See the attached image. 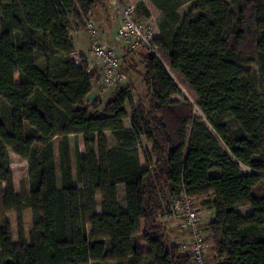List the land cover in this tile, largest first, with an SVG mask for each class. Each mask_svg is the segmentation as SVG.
Segmentation results:
<instances>
[{
    "label": "trees",
    "instance_id": "trees-1",
    "mask_svg": "<svg viewBox=\"0 0 264 264\" xmlns=\"http://www.w3.org/2000/svg\"><path fill=\"white\" fill-rule=\"evenodd\" d=\"M102 1L0 0V195L3 211L17 214L19 239L15 244L9 222L0 226V264H192L161 221L169 199L182 191L205 198L214 212L208 229L219 264H264V104L257 96L264 84V0H151L163 14L156 42L193 101L172 100L179 84L142 48L126 57L140 54L148 100L135 104L131 87L120 88L91 111L87 97L100 74L69 57L71 25L79 2L92 12ZM37 52L46 67L37 64ZM72 135L85 147L81 187ZM143 136L156 157L146 155V165ZM10 150L29 164L27 204L12 178ZM25 205L33 216L29 237Z\"/></svg>",
    "mask_w": 264,
    "mask_h": 264
},
{
    "label": "rangeland",
    "instance_id": "rangeland-1",
    "mask_svg": "<svg viewBox=\"0 0 264 264\" xmlns=\"http://www.w3.org/2000/svg\"><path fill=\"white\" fill-rule=\"evenodd\" d=\"M124 3H130L134 4L136 6V12L138 15V18L141 20L149 21L153 26L159 28V24L163 18V14L161 10L150 0H121ZM231 2L232 0H228ZM78 2V1H77ZM147 4H149L151 9L147 7ZM106 4V5H105ZM101 9L103 14L105 16L107 15V18H103L104 21V29L105 27L108 28L110 31L108 33H104L103 29L98 27V40L105 41L107 39H110L113 35V32L115 31L118 22L114 18L112 12V4L109 0H103L101 2ZM104 7L106 8L104 10ZM192 8V3L188 2L181 6L179 12L184 18L188 12ZM146 9L149 11V15L146 14ZM1 10V5H0ZM78 17H75L72 19V25H71V37L74 35L75 31L81 30L84 31V35L90 36L91 43H86L85 45H82L81 47L77 48L74 46V51L70 54V58L75 61L80 66L83 64H86L87 66H95V60L91 59V49L94 44V40L96 37L91 32L92 30L89 28L88 20L90 19V11H87L86 8H84L83 4L81 2L78 3ZM0 35H1V24H0ZM159 38L160 33L157 34ZM73 41V38H72ZM137 54V55H136ZM134 54L133 60L130 57L128 58L126 62L122 65V70L127 74V79L124 83L121 85L113 84L106 89L100 88V81L94 84L92 87V90L87 97V104L91 111H94L96 109H103L104 105L106 104L108 98L114 94V92L120 88H127L131 87L133 92V99L135 104H137L140 100L147 101L148 100V85L143 81L141 73L143 71V66L141 64V58L140 54L136 53ZM159 55L160 60L164 62L166 67L171 72L172 76L176 80V82L179 84L181 92L177 93L172 96V100L175 101H184L185 98H188L189 100L193 101V95L192 92H190L187 84L185 81L181 78V76L170 69V67L167 64L164 51L159 49ZM139 56V57H138ZM35 60L37 64L40 66L46 67L47 66V59L44 56L43 53L37 52L35 54ZM78 61V62H77ZM135 64V65H134ZM134 65V66H132ZM96 67V66H95ZM255 68V67H253ZM101 78V76H100ZM260 100L264 104V84L259 87L258 95ZM127 112L128 117L125 119L126 126L131 125V105L127 104ZM196 118L200 117L203 118V114L200 112L198 108L195 109ZM192 124V123H191ZM191 126V125H190ZM105 136L109 141V145L111 147L115 146L117 144L116 139L112 136L111 132H105ZM61 140L62 137L58 136L56 138V158L58 163V180L59 184H62V167H61V154H60V147H61ZM71 140V148H72V164H73V173H74V182L76 186L81 187L82 182L79 175V170L81 167L80 164V157L85 156V147L82 143H79V140L76 136L72 135L70 137ZM142 162L143 165H146V155L150 154L152 144L146 139V137L143 136L142 138ZM151 155V154H150ZM152 159L155 160L156 157L154 155H151ZM28 161L26 159L21 158L17 153H15L13 150H10L9 152V168L12 172V178L15 183V187L18 191L22 192V194L25 196V201L27 203L28 197H29V190H30V178H29V170H28ZM242 170L249 171L248 167L245 165H242ZM7 187V184L4 182L2 183V189L5 190ZM119 197L120 202L123 206L126 205V199H125V185L120 184L119 185ZM2 197L0 195V226L5 227V222H9V224L12 227V234L15 238H18V223H17V214L15 212H4L2 208L1 200ZM170 202V199L168 203ZM194 206L201 212V214L205 215V230H206V237H207V248L205 253V260L206 264H219L220 260L217 256V253L215 251L214 242L212 239V235L209 232L208 226L210 222L212 221L214 214L213 212L210 213L212 210L209 208V205L205 198H199L194 199ZM99 210L101 211V195H99ZM31 212V213H30ZM239 212L242 214H247L251 212V207H240ZM29 213V214H28ZM161 221L167 225L169 228V231L172 235V237L175 239V241L178 242L184 241L188 238V232L183 230L177 221V218L174 215H171L169 213L164 214L161 218ZM24 222H25V228L27 229L29 225L33 224V216L31 208L26 207L24 209ZM27 222V223H26ZM31 222V223H30ZM1 263V258H0Z\"/></svg>",
    "mask_w": 264,
    "mask_h": 264
},
{
    "label": "built area",
    "instance_id": "built-area-1",
    "mask_svg": "<svg viewBox=\"0 0 264 264\" xmlns=\"http://www.w3.org/2000/svg\"><path fill=\"white\" fill-rule=\"evenodd\" d=\"M109 1L112 4L111 13L118 22L110 39L99 41L96 19L91 16L88 20L89 28L96 37L90 58L95 60V66L99 70L102 89L113 84L121 85L126 81L127 74L122 70V65L128 53L145 48L160 58V47L156 42L157 34L160 33L159 28L149 21L139 19L134 4L121 0ZM95 66H87V70L92 71ZM169 214L174 215L178 225L188 232V238L184 241L178 240V244L182 250L190 252L192 264H206L207 237L204 223L206 218L194 206V199L186 191H182L171 199Z\"/></svg>",
    "mask_w": 264,
    "mask_h": 264
},
{
    "label": "crops",
    "instance_id": "crops-1",
    "mask_svg": "<svg viewBox=\"0 0 264 264\" xmlns=\"http://www.w3.org/2000/svg\"><path fill=\"white\" fill-rule=\"evenodd\" d=\"M151 1V0H150ZM152 2V1H151ZM153 3V2H152ZM106 5V4H105ZM146 5H147V7L149 8V9H151L150 7V5L149 4H147L146 3ZM101 6H97L94 10H92V12L90 13V15L91 16H93L95 19H96V21H97V25H98V27H100L101 29H103V32L104 33H108L110 30L108 29V28H106L105 27V29H104V21L105 20H103V18H107V15L105 16V14H103V12H102V9L100 8ZM106 8L104 7V10H105ZM111 13V12H110ZM83 33H85L84 31H81V30H78V31H75V33H74V35L72 36V38H73V44H74V46L75 47H77V48H79V47H81L82 45H85L86 43H91V41H90V36L88 35H84ZM137 55V54H136ZM139 57V56H138ZM96 83L97 82H94L93 83V85L95 84L96 85ZM93 85H92V87H93ZM100 87V86H99ZM99 109V108H98ZM125 123V122H124ZM125 126H126V123H125ZM127 128H130L131 127V125L130 126H126ZM26 203V202H25ZM27 204V203H26ZM26 207H28L27 205H25V209H26ZM30 208V207H29ZM238 211H239V208L237 209ZM31 213V212H30ZM29 214V213H28ZM27 223V222H26ZM31 223V222H30ZM32 225L33 224H31V225H29V227L26 229L25 228V230H26V235H27V237H29V232H30V229L32 228ZM13 240H14V243L15 244H18L19 243V239L18 238H15L14 237V235H13ZM109 264H116V262L115 261H110V263Z\"/></svg>",
    "mask_w": 264,
    "mask_h": 264
}]
</instances>
